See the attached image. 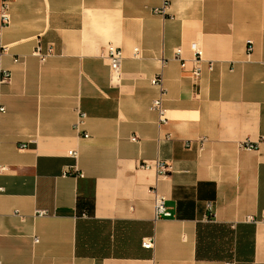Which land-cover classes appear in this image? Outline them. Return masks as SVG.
<instances>
[{"label":"crops","instance_id":"0c3cea01","mask_svg":"<svg viewBox=\"0 0 264 264\" xmlns=\"http://www.w3.org/2000/svg\"><path fill=\"white\" fill-rule=\"evenodd\" d=\"M163 5L10 0L0 264H264V0ZM110 44L125 55L119 84ZM50 47L45 62L35 56ZM158 75L166 124L151 110ZM157 161L172 171L141 167ZM156 192L171 217L155 220Z\"/></svg>","mask_w":264,"mask_h":264},{"label":"built area","instance_id":"2783aa9c","mask_svg":"<svg viewBox=\"0 0 264 264\" xmlns=\"http://www.w3.org/2000/svg\"><path fill=\"white\" fill-rule=\"evenodd\" d=\"M172 1L173 0H164L163 8L157 12L165 15ZM0 20H1L3 27H6L10 24V21H11L10 0H3L1 7H0ZM248 45H249V52L252 53L254 50L253 42L249 41ZM192 48L195 53L193 77L196 80H199L202 77V73H203L202 63L204 61L203 60L204 53L197 45H194ZM7 50H8V47L5 46L0 40V54L7 52ZM137 51L138 50H136V52ZM53 53H54V49L53 47H50L47 53H43L41 48H38L34 54L35 56L39 57L42 62H45L50 56L53 55ZM181 54H182V51L178 50L177 55L180 59H181ZM105 58L108 60L110 64L112 82L114 84H119L121 82V71H122L123 61L125 60V55L123 51L120 48L110 44L106 48ZM209 70L210 71L214 70L213 64L210 65ZM10 81H11V73L4 72L1 77V84H5ZM151 84L159 90V96L153 101L151 105V110L159 114L161 123L166 124L167 111L164 107V103H165V99L167 95V90L165 88L163 76L158 75L154 77L151 80ZM0 111L4 112L5 109H0ZM85 118H86V115H81V118L79 122L77 123V128H80L83 125ZM246 148L249 150H254L256 147L254 145L248 144L246 145ZM68 155L74 159L78 158L77 151H70ZM141 167L143 169H148V170L153 169L161 177L167 176L172 171V167L170 165H167L166 163H163L161 161H157L156 163H153V164L145 163ZM165 203H166V198L162 195H159L156 192L155 193V220H159L163 217L165 218L171 217V214L167 211L165 207ZM37 214L40 216H45L47 215V212L40 211ZM86 216L87 214H84V217ZM36 242H38V240H36ZM142 246L144 249L154 250L156 246V238L152 237V238L144 239L142 242ZM229 264H233V263H229Z\"/></svg>","mask_w":264,"mask_h":264},{"label":"trees","instance_id":"16d2710c","mask_svg":"<svg viewBox=\"0 0 264 264\" xmlns=\"http://www.w3.org/2000/svg\"><path fill=\"white\" fill-rule=\"evenodd\" d=\"M85 210H88L87 203H82V202H80V203H79V212L82 213V212L85 211ZM84 214H87V215H88V212L85 211Z\"/></svg>","mask_w":264,"mask_h":264}]
</instances>
